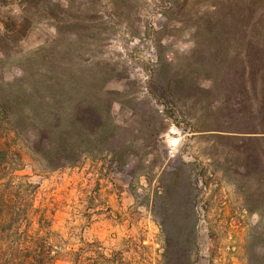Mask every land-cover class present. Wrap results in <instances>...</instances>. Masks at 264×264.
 Segmentation results:
<instances>
[{
  "label": "rangeland",
  "instance_id": "rangeland-1",
  "mask_svg": "<svg viewBox=\"0 0 264 264\" xmlns=\"http://www.w3.org/2000/svg\"><path fill=\"white\" fill-rule=\"evenodd\" d=\"M220 1L0 0L4 81L21 74L35 49L47 43L67 47L58 30L75 39L73 29L65 30L75 23L68 20L72 15L84 18L79 26L87 29L83 60L116 71L107 88L118 97L112 114L122 131L114 145L126 141L127 165L119 169L110 155H103L43 173L26 158L17 173L22 176L17 181L32 185L20 196L28 194L35 214L45 217L42 233L58 252L52 264H161L164 243L151 199L179 166L185 178L199 182L194 190L198 252L189 261L264 264L247 262V248L260 241L258 231L264 232V154L261 169L249 175L240 155L217 146L208 132H191L196 121L201 125L206 119L204 111L191 108V100L165 104L150 91L159 61L184 62L195 46L196 17ZM76 68L83 64L78 61ZM206 85L202 81L198 89ZM203 183L207 186L201 190ZM182 218L189 238L194 217L186 210Z\"/></svg>",
  "mask_w": 264,
  "mask_h": 264
},
{
  "label": "trees",
  "instance_id": "trees-1",
  "mask_svg": "<svg viewBox=\"0 0 264 264\" xmlns=\"http://www.w3.org/2000/svg\"><path fill=\"white\" fill-rule=\"evenodd\" d=\"M81 19L69 16L75 23L65 28L73 29L75 39L65 38L64 28L58 30L67 47L47 43L28 57L19 76L9 81L0 76V264H52L58 259L42 233L44 215L35 214L28 194L24 199L19 193L31 192L29 182L17 181L26 158L43 173L103 155H110L119 169L128 163L126 141L114 145L122 130L112 114L118 97L107 84L116 71L96 68L98 62L80 56L89 46ZM194 38L184 62L159 61L150 91L165 104L191 100V108L207 116L191 132H208L217 146L240 155L254 176L264 154V0H221L196 17ZM78 61L83 68H76ZM202 81L207 85L199 90ZM169 173L153 192L150 207L163 237L161 264H197L195 257L189 259L198 252L194 190L199 182L185 178L180 166ZM186 210L194 217L189 238L182 218ZM261 238L247 248L248 263L264 262Z\"/></svg>",
  "mask_w": 264,
  "mask_h": 264
}]
</instances>
